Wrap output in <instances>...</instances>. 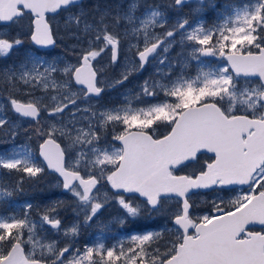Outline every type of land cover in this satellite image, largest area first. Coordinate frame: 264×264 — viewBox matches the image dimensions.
<instances>
[{
	"label": "snow or ice",
	"instance_id": "1",
	"mask_svg": "<svg viewBox=\"0 0 264 264\" xmlns=\"http://www.w3.org/2000/svg\"><path fill=\"white\" fill-rule=\"evenodd\" d=\"M0 25V205L48 175L68 195L0 212V264H264V0H0ZM113 202L127 242L77 246Z\"/></svg>",
	"mask_w": 264,
	"mask_h": 264
},
{
	"label": "rangeland",
	"instance_id": "2",
	"mask_svg": "<svg viewBox=\"0 0 264 264\" xmlns=\"http://www.w3.org/2000/svg\"><path fill=\"white\" fill-rule=\"evenodd\" d=\"M149 2H153V0H149ZM154 2L156 3H161V4H166L167 0H154ZM224 2V0H221V3ZM196 1L192 2L193 5H195ZM189 13V9L185 8L183 10V14L187 15ZM214 13H209L208 14V18L209 22H211V19L214 18ZM176 19V16L173 14L171 16V20L172 22H174ZM13 25L9 26V27H0V32H4V33H12L13 31ZM157 31H159V29H157ZM60 50H55L53 52V55L59 54ZM15 55H13V59H15ZM108 60V57H104L103 60H101V64L106 63ZM9 63H11V60L8 61ZM0 63H2V61H0ZM122 64L124 63V61L122 60L121 62ZM121 71L120 67H116V68H109L106 72V75L111 78L114 76H118L119 73ZM154 72V68L149 65L147 67V69L140 73V74H134L133 76L130 77L129 81H127L125 83V85L123 87H120L116 90H109L108 93L105 96V102L106 103H111L112 101H117V102H122V103H126V101L124 100V97L126 95H129L130 97H134L135 96V92L138 90V85L149 75H151ZM190 72L192 75H195V68H191ZM39 94V93H38ZM162 99V97H161ZM132 106L133 107H141L143 106L141 103L137 102L135 99L132 100ZM13 119H15V116H12ZM17 123H21V121H17ZM27 124H24V127H26ZM20 142L16 141V143H21L25 137L23 135H21L19 137ZM33 145H35V141H33ZM12 144L11 142H4L2 144H0V152L9 150L11 148ZM6 174L3 172H0V177L5 176ZM54 183L55 181L53 179H50L49 181L46 182V186L49 187L50 192H52L55 197L53 198V201L56 200H67L68 199V195L65 194L64 192H61L60 188L58 187H54ZM101 196H103V190L100 193ZM227 198V197H226ZM212 197H199L196 199V207L197 210H200L201 212L203 210H207L210 207V201H211ZM46 204L40 205L39 207H43ZM12 211H17V210H11ZM121 210L119 209V206L116 205L114 202L106 207L103 211L102 214L98 217L97 222L93 223L91 227H86L83 228L80 231L79 236L77 237V241L78 244L77 246L82 247L85 243L88 244H92L95 243L97 241L103 242L105 243L107 246L111 247L114 244H117L119 241L124 240L125 243L127 242L126 237L129 234H125V235H119L118 233H116L117 228L119 227V225H117L116 223H112L111 221L113 220L114 217H116L118 215V213ZM114 212V213H112ZM117 212V213H116ZM63 217H61V215H63ZM60 217L62 218L63 222L65 225H71L76 217L75 215L71 212L70 209L65 210V213H60ZM107 223L109 224L110 230H101L100 227H98L99 223ZM57 240L61 246H63L64 243V238L61 235H57L56 233H49L47 235V242H51V240Z\"/></svg>",
	"mask_w": 264,
	"mask_h": 264
},
{
	"label": "trees",
	"instance_id": "3",
	"mask_svg": "<svg viewBox=\"0 0 264 264\" xmlns=\"http://www.w3.org/2000/svg\"><path fill=\"white\" fill-rule=\"evenodd\" d=\"M60 50V48L55 49ZM53 50V51H55ZM15 176H2L0 177V185H7L8 183L15 180ZM50 179H53L52 175L45 176L41 179V181L33 187L30 183H25L24 187L26 189V192L24 194L17 195L16 197H13L11 200L7 201L3 205H0V212H4L5 208L8 207L9 211L11 210H17V212L22 209L23 204L25 202H31L34 206H40L43 204H49L53 202V198L55 195L50 192L49 187L46 186V182ZM54 180V179H53ZM60 213H65L63 209L60 211ZM33 215H36V208L33 209ZM150 223V222H146Z\"/></svg>",
	"mask_w": 264,
	"mask_h": 264
},
{
	"label": "flooded vegetation",
	"instance_id": "4",
	"mask_svg": "<svg viewBox=\"0 0 264 264\" xmlns=\"http://www.w3.org/2000/svg\"><path fill=\"white\" fill-rule=\"evenodd\" d=\"M205 157H201V160H203ZM198 212H201L200 210H197ZM117 232L119 233V235L122 234H129V225H126L124 228H117Z\"/></svg>",
	"mask_w": 264,
	"mask_h": 264
},
{
	"label": "water",
	"instance_id": "5",
	"mask_svg": "<svg viewBox=\"0 0 264 264\" xmlns=\"http://www.w3.org/2000/svg\"><path fill=\"white\" fill-rule=\"evenodd\" d=\"M192 1H194V0H192ZM2 26H7V25H2Z\"/></svg>",
	"mask_w": 264,
	"mask_h": 264
}]
</instances>
